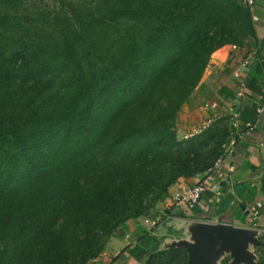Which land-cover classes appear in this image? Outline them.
<instances>
[{
  "label": "trees",
  "instance_id": "16d2710c",
  "mask_svg": "<svg viewBox=\"0 0 264 264\" xmlns=\"http://www.w3.org/2000/svg\"><path fill=\"white\" fill-rule=\"evenodd\" d=\"M254 37L241 0H0V264H89L176 182L208 172L227 154L231 116L183 139L177 116L211 57ZM253 57L264 105L263 44ZM261 105L246 99L239 123ZM163 239L125 251L187 264L184 248L158 250Z\"/></svg>",
  "mask_w": 264,
  "mask_h": 264
},
{
  "label": "crops",
  "instance_id": "0c3cea01",
  "mask_svg": "<svg viewBox=\"0 0 264 264\" xmlns=\"http://www.w3.org/2000/svg\"><path fill=\"white\" fill-rule=\"evenodd\" d=\"M255 37L243 47L227 46L211 57L203 76L195 90L189 96L176 119V134L179 139L187 138L218 118L224 112L228 113L231 123L230 137L225 144L226 177L223 180L224 190L219 185L215 191L204 195L201 203L188 215L181 209L170 213V218L164 220L153 231H149L142 223V219H160L164 217L172 195L179 183L197 184L203 181L204 174L176 182L170 187L168 196L157 208L145 217L136 221H128L118 228L108 240L104 253L95 263L89 264H131L136 263L125 251L127 247L146 235L155 238H174L168 232L167 222L171 219H185L201 222L224 220L232 222L238 227H251L247 209L255 202L262 204L260 217L254 228L264 231V105L260 96L251 89H260L262 78L261 61L253 57V52L264 45V0H253L251 7ZM248 56L252 60L246 67L240 64ZM245 84L240 88L239 83ZM241 90L242 95L238 96ZM246 99L257 105L258 118L253 123V129L246 128L248 123L240 124L237 109ZM210 106H214L211 108ZM225 113V114H226ZM207 185H209L207 183ZM229 195L228 209L220 216L214 213L224 196ZM251 198L250 201H247ZM142 224V225H141ZM173 233V232H172ZM128 236V238H126Z\"/></svg>",
  "mask_w": 264,
  "mask_h": 264
},
{
  "label": "water",
  "instance_id": "95a60500",
  "mask_svg": "<svg viewBox=\"0 0 264 264\" xmlns=\"http://www.w3.org/2000/svg\"><path fill=\"white\" fill-rule=\"evenodd\" d=\"M166 227L181 235L163 239L158 250L184 248L187 264H222L225 259L228 264H258L256 250H264L260 240L264 231L238 227L229 221L171 219Z\"/></svg>",
  "mask_w": 264,
  "mask_h": 264
},
{
  "label": "built area",
  "instance_id": "2783aa9c",
  "mask_svg": "<svg viewBox=\"0 0 264 264\" xmlns=\"http://www.w3.org/2000/svg\"><path fill=\"white\" fill-rule=\"evenodd\" d=\"M241 2L251 9L253 5V0H241ZM255 18H253L254 20ZM252 60L251 56H248L245 60H243L240 64L241 67H246L250 61ZM239 86L242 90L245 84L243 82L239 83ZM241 90L238 92V96L242 95ZM262 91L264 92V78L262 82ZM213 108L214 106H210ZM248 129H253V125L248 124ZM264 146V144H260ZM225 160L226 155L223 158L218 159L213 167L204 173V180L198 182L197 184H186L184 182L179 183L178 188L172 195L171 202L169 206L166 208L167 213H165L164 217L160 219H150L144 218L142 219L141 223L149 230L153 231L158 225H160L164 220H168L170 218V213L181 209L185 211L188 215L191 213L197 206L200 205L202 201V196L205 195L207 192L215 191L219 188V183L217 180L223 181L226 177V172L224 171L225 167ZM207 183L209 185H207ZM262 204L260 202H255L247 209V216L249 222H251V227L254 228L257 221L260 217V209ZM217 221V220H216ZM215 222V221H214ZM141 224V225H142ZM128 238V236L126 237ZM97 259L92 260V263H95Z\"/></svg>",
  "mask_w": 264,
  "mask_h": 264
},
{
  "label": "rangeland",
  "instance_id": "374dc122",
  "mask_svg": "<svg viewBox=\"0 0 264 264\" xmlns=\"http://www.w3.org/2000/svg\"><path fill=\"white\" fill-rule=\"evenodd\" d=\"M32 2H35V3H39V0H31ZM45 1H47V0H45ZM164 201V200H163ZM162 201V202H163ZM162 202H158L157 204H156V206H155V209L157 208V206L160 204V203H162ZM155 209H153L152 211H150L148 214H150V213H152ZM170 234H172V235H174V236H172V237H180V235H181V233L180 232H175V231H173V233H170ZM131 264H138L137 262L136 263H131Z\"/></svg>",
  "mask_w": 264,
  "mask_h": 264
}]
</instances>
